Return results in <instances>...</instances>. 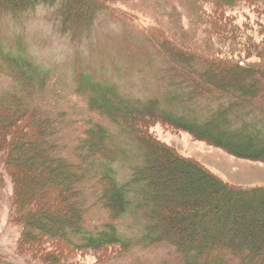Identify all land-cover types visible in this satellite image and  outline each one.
<instances>
[{"label": "trees", "instance_id": "obj_1", "mask_svg": "<svg viewBox=\"0 0 264 264\" xmlns=\"http://www.w3.org/2000/svg\"><path fill=\"white\" fill-rule=\"evenodd\" d=\"M117 1L63 0L64 31L78 43L102 15L131 20L115 10ZM255 1L264 7V0ZM29 4L0 0V21ZM145 38L163 62L156 75L161 93L130 96L110 75L78 62L71 92L108 126L89 121L72 143L60 135L62 112L49 104L50 72L27 57L22 43L0 41V76L11 82L0 92V174L10 178L18 249L45 258V242L121 254L165 245L179 264H264V187L231 185L149 133L159 123L264 164V67L206 54L154 28ZM93 208L106 222L88 227ZM124 220L132 234L119 230ZM0 264L11 263L0 256Z\"/></svg>", "mask_w": 264, "mask_h": 264}, {"label": "rangeland", "instance_id": "obj_2", "mask_svg": "<svg viewBox=\"0 0 264 264\" xmlns=\"http://www.w3.org/2000/svg\"><path fill=\"white\" fill-rule=\"evenodd\" d=\"M76 1L80 6L81 0ZM113 6L120 13L132 16L131 20L98 17L90 35L81 42H73L77 45L86 42V52L78 54L63 67L48 70L51 77L47 93L51 99L49 104L52 103L53 112L63 114L60 135L68 143L75 141L77 129L89 121L108 126L88 112L84 100L71 92L72 74L77 73L78 62L88 71L100 70L104 75H110L130 96L161 93L156 75L160 70L163 72V62L145 38L151 28L167 33L174 41H185L193 48L204 49L206 54L230 56L233 61L245 65L264 67V7L255 0H238L230 7L220 6L221 9L217 8L215 0H118ZM220 17L228 20L218 22ZM7 20L2 18L0 21V41L10 46L17 42L24 45L19 37L12 35ZM10 84L8 78L0 76V92L10 88ZM47 101L48 98L44 100L45 104ZM149 133L180 156L198 162L231 185L264 187L262 163L236 159L159 123L153 125ZM11 191L10 178L0 174V256L11 264H50L45 260L52 258L59 264H179L173 251L165 245L136 247L121 254L116 248L96 253L71 250L58 242L51 245L45 242V258L35 254L34 250H20L21 227L10 220ZM85 220L87 226H100L106 222V215L93 208ZM130 224V220L117 223L119 230L127 234L134 232L128 229ZM34 233L37 234L38 229Z\"/></svg>", "mask_w": 264, "mask_h": 264}, {"label": "clouds", "instance_id": "obj_3", "mask_svg": "<svg viewBox=\"0 0 264 264\" xmlns=\"http://www.w3.org/2000/svg\"><path fill=\"white\" fill-rule=\"evenodd\" d=\"M62 9L63 0H30L27 8L6 21L12 35L23 41L27 57L43 70L63 67L86 52V42L74 44L64 31Z\"/></svg>", "mask_w": 264, "mask_h": 264}]
</instances>
